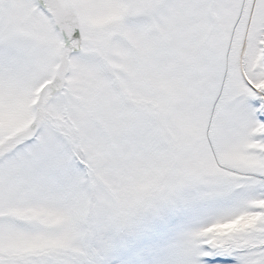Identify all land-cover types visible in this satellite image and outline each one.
<instances>
[{"label":"snow or ice","instance_id":"obj_1","mask_svg":"<svg viewBox=\"0 0 264 264\" xmlns=\"http://www.w3.org/2000/svg\"><path fill=\"white\" fill-rule=\"evenodd\" d=\"M0 264H264V0H0Z\"/></svg>","mask_w":264,"mask_h":264}]
</instances>
